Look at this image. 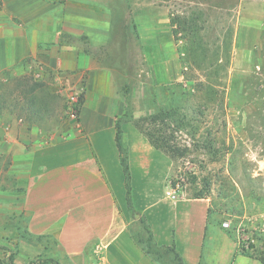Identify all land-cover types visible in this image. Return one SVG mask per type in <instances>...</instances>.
Instances as JSON below:
<instances>
[{"label":"rangeland","instance_id":"obj_1","mask_svg":"<svg viewBox=\"0 0 264 264\" xmlns=\"http://www.w3.org/2000/svg\"><path fill=\"white\" fill-rule=\"evenodd\" d=\"M128 3L134 10L131 18L140 21L143 40L138 43L140 59L128 77L115 75L114 99L125 102L124 114L135 116L134 123L151 132L172 159L170 180L178 185L179 195L201 193L209 199L205 247L215 249L214 263L225 264L232 241L237 252L261 256L264 0ZM110 57L101 62L113 67L115 60L124 65L133 60L122 49ZM37 65L31 62L23 71L45 84L32 98L38 107L51 95L52 107L45 104L49 112L39 111L26 121L0 111V264H105L96 248L63 256L52 237L39 239L27 232L23 196L34 173L31 153L37 146L78 134V108L83 105L78 106V95L83 92L86 100L85 75L73 89H62L54 74L36 76ZM135 92L140 96L137 104ZM132 228L137 232V226ZM139 238L144 241L147 235ZM152 256L159 264H176L162 249L153 250Z\"/></svg>","mask_w":264,"mask_h":264},{"label":"crops","instance_id":"obj_2","mask_svg":"<svg viewBox=\"0 0 264 264\" xmlns=\"http://www.w3.org/2000/svg\"><path fill=\"white\" fill-rule=\"evenodd\" d=\"M132 11L128 0H0V93L13 91L14 97L17 80L32 78L31 71H23L31 62L38 64L36 75L54 74L62 89H73L86 76L79 133L37 146L31 153L34 173L23 196L27 232L39 239L52 237L63 256L88 254L100 247L105 264H159L139 240L145 233L157 247L173 246L182 264H215V249L205 247L209 199L166 195L173 161L138 129L135 116L121 125L135 213L127 207L115 141V117L124 112L125 102L114 96L115 75L128 77L129 68L140 59L137 51L143 35ZM121 49L131 62L115 60L113 67L101 62ZM34 83L32 92L22 84L19 89L31 98L45 85ZM132 95L138 103L140 96ZM12 97L3 98L0 111L18 117ZM43 99L46 103H37L40 111L45 104L52 107L51 95ZM132 226L138 227L137 232ZM258 262L262 264L230 243L225 264Z\"/></svg>","mask_w":264,"mask_h":264},{"label":"trees","instance_id":"obj_3","mask_svg":"<svg viewBox=\"0 0 264 264\" xmlns=\"http://www.w3.org/2000/svg\"><path fill=\"white\" fill-rule=\"evenodd\" d=\"M57 1H63V0H57ZM31 80H32V78H29V77L28 78L24 77V78L18 79L17 80V87H16L18 92L16 93V95L14 97H12L13 91H9V93H5L3 91L0 93V104H1V101L3 100V98L12 97L10 102L12 103L14 108L17 109L18 117L24 118L27 121H31V119H33L36 116V114L40 111V110H38V107L35 106L34 99L32 97L31 98L27 97V95L24 94L23 89H21V90L19 89V85L22 84V85H25L26 88L32 92L34 89L33 87L35 86V83H34L35 81L32 80V82H31ZM41 83L42 82H37L36 84L39 86V85H42ZM6 89L7 88L5 86L4 90H6ZM9 90H12V89H9ZM83 102H84V93L81 92L78 95V106H81L83 104ZM42 110H44V113L49 112V109H47V106H46V109H45V107H43ZM78 112H79V108H78ZM130 119H132V115L130 114L129 117H127L124 114V112L121 115H117L115 117V141H116V145H117V148L119 151L120 164H121L122 171L124 174V185H125V190H126L127 207L132 213H135V209H134L133 203H132V195H131L132 189H131V173H130L129 159H128V147H127V145L123 139V132H122V128H121L122 123L125 121H128ZM138 129L148 137L150 142L156 148H159L161 150L163 149L155 141V139L153 138V134L151 132L144 131L140 127H138ZM171 183H172V185H175V181L172 180ZM194 196L204 197V195L201 193H198ZM144 228L148 229L146 225H144ZM148 232H149V230H148ZM139 240L145 244V246L147 247L146 251L149 254L152 255L153 250L158 251V250L162 249L164 252H167L168 254H170V259H172L171 260L172 262L175 261L176 264H182V260L179 257L178 253L175 251L173 246L164 247V248L163 247H157L155 244H153L151 242V236L150 235L144 241H142V238H139ZM255 257H257V259L260 260V262L262 264H264V253L261 256L256 255Z\"/></svg>","mask_w":264,"mask_h":264},{"label":"built area","instance_id":"obj_4","mask_svg":"<svg viewBox=\"0 0 264 264\" xmlns=\"http://www.w3.org/2000/svg\"><path fill=\"white\" fill-rule=\"evenodd\" d=\"M36 76H38V75H36ZM73 98V100H74V97H72ZM77 100H78V98H77ZM179 189H178V185H176V183H175V185H172V183L170 182L169 183V185H168V187H167V190H166V195L168 196V197H170V198H172V199H175V198H177L178 196H179ZM222 226L223 227H228L229 226V223L228 222H223L222 223ZM96 249L97 250H99V251H101L100 249V247H96Z\"/></svg>","mask_w":264,"mask_h":264}]
</instances>
